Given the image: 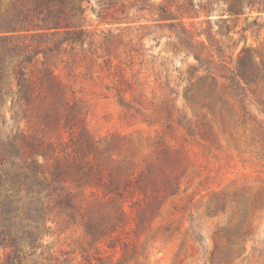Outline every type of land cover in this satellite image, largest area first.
I'll return each instance as SVG.
<instances>
[{"label": "rangeland", "instance_id": "374dc122", "mask_svg": "<svg viewBox=\"0 0 264 264\" xmlns=\"http://www.w3.org/2000/svg\"><path fill=\"white\" fill-rule=\"evenodd\" d=\"M214 2L209 24H187L191 33L210 32L213 56L196 43L191 53L179 49L167 29L154 27V9L115 24L111 13L99 15L94 0L82 3V48L62 32L15 36L19 43L58 47L49 67L74 92L86 138L108 141L114 158L130 159L137 169L149 165L158 182L174 187L160 194L153 212L143 199L125 203L147 216L126 233L137 250L127 264H264V84L240 78L243 90H236L232 81L217 78L215 54V18L221 16L227 18L221 32L233 60L244 46L261 47L264 56V5H244L234 14L223 0ZM193 52L205 61L198 63ZM9 107L7 101L0 106V142L14 132ZM41 236L60 261L85 264L76 249L84 241L79 225L48 221ZM119 255L99 264H114Z\"/></svg>", "mask_w": 264, "mask_h": 264}, {"label": "trees", "instance_id": "16d2710c", "mask_svg": "<svg viewBox=\"0 0 264 264\" xmlns=\"http://www.w3.org/2000/svg\"><path fill=\"white\" fill-rule=\"evenodd\" d=\"M94 1L99 15L111 13V23L115 24L128 23V16L135 12L152 13L154 9L158 11L152 20L154 27L167 29L179 49L185 47L191 53L196 43L208 56L214 54L210 32L191 33L187 29L193 19H197L196 24L210 23L214 0H162L158 4L150 0ZM223 1L226 10L234 14L244 5H264V0ZM83 2L90 5L91 0H0V106L9 102L15 121L12 138L0 142V264H69L68 260L60 261L42 240L41 229L48 221L82 228L84 241L76 249L85 264L111 260L117 253L120 255L114 264H127L137 250L136 242L126 233L132 231V223L138 227L147 216L141 218L132 203L129 208L125 203L143 199L153 212L160 194H168L173 187L164 180L158 182L149 165L137 169L130 159L114 158L108 141L86 138L74 92L49 67L59 51L57 46L15 40L19 33L35 30L62 32L82 48L86 44L79 29ZM215 19L219 27L217 78L232 81L236 90H243L240 78L264 84L261 47L244 46L233 60V51L226 53L229 45L221 32L228 28L227 18ZM252 24L257 25L256 20ZM193 55L198 63L205 61L200 54ZM204 71L213 74L208 67ZM65 128L68 136L62 133ZM53 130L58 132H50ZM260 147L264 151V141ZM136 195L142 197L134 198ZM103 249H109V255H103Z\"/></svg>", "mask_w": 264, "mask_h": 264}]
</instances>
